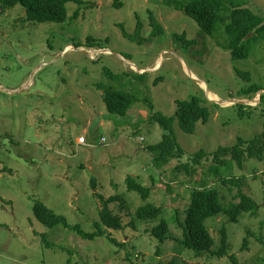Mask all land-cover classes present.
Listing matches in <instances>:
<instances>
[{"label": "rangeland", "instance_id": "374dc122", "mask_svg": "<svg viewBox=\"0 0 264 264\" xmlns=\"http://www.w3.org/2000/svg\"><path fill=\"white\" fill-rule=\"evenodd\" d=\"M83 1L93 7L69 2L62 23L28 22L20 6L0 15V264H233L230 255L239 264H264V160L248 159L243 168L221 165V178L205 159L191 176L175 172L201 149L214 152L264 131V91L240 96L249 84L237 73L250 72L253 83L264 86V42L253 47L248 58L233 59L224 30L207 35L182 11V0H121L122 7H116L115 0ZM225 1L244 3L264 17V0ZM152 16L164 33L154 34ZM139 21L141 38L125 36L122 28L135 35ZM176 34L195 43L185 45ZM90 36L104 44L76 48L77 43L87 45ZM104 49L110 52H101ZM106 69L129 75L109 81ZM137 69L148 73L140 76ZM101 82L139 100L125 116L112 114L97 86ZM207 88L209 98L222 105L205 103ZM193 96L211 109L209 122H199L195 133L187 134L176 118L173 129L185 154L181 161L173 159L156 169L146 148L162 141L163 129L152 122L146 98L154 111L172 117L177 100ZM231 101L247 103L238 107ZM80 137L86 143H78ZM128 177L151 190L147 201L129 192ZM206 177L209 186L219 190L224 207L238 202L240 190L258 206L255 214L242 213L237 223L224 213L206 221L216 242L213 250L221 248L225 229L227 255L198 257L175 238L161 243L152 237L150 231L160 219L136 221L135 212L143 205L164 206L174 236L181 237L175 227L177 213L189 208L192 191ZM225 179L236 184L226 185ZM96 192L121 198L111 209L124 228L83 239L72 227L80 225L87 233L98 230L101 205ZM39 201L66 217L70 228L39 222L34 213Z\"/></svg>", "mask_w": 264, "mask_h": 264}, {"label": "trees", "instance_id": "16d2710c", "mask_svg": "<svg viewBox=\"0 0 264 264\" xmlns=\"http://www.w3.org/2000/svg\"><path fill=\"white\" fill-rule=\"evenodd\" d=\"M75 2L80 7H93V4L84 2L83 0H0V15L5 14L7 10L22 7L26 13V20L35 24L42 23H62L67 19V4ZM184 6L182 11L192 19H194L201 29L210 36H216L224 30L225 39L228 41V47L231 50L233 59H246L252 54L253 47L264 42V17L255 13L246 5L235 1L225 0H190L181 1ZM116 7H122L121 0H115ZM79 9L75 18L80 15ZM152 26L154 34L164 33L163 26L152 16ZM125 36L130 38H141L142 23L139 21L135 35H129L123 29ZM177 35V34H176ZM183 44L192 45L194 40H188L183 34L176 36ZM87 45L77 43L76 48L89 47L96 48L99 43L104 44L103 41H97L96 38L90 36L87 38ZM99 49H102L99 47ZM128 59V58H127ZM238 75L246 80L249 87L240 93V96L255 95L264 91V86L253 83L252 74L239 70ZM105 75L109 81H119L122 77H127L129 74H114L108 69L105 70ZM146 74H140L145 76ZM157 81H161V78ZM99 90L103 92V101L107 110L119 116H125L132 106L139 100L138 97L132 93L124 91L123 88L116 89L113 85L98 83ZM207 100L205 103H210ZM145 103L148 104L152 111V122H157L163 129V139L155 145H150L146 148L153 156V166L161 170L167 166L173 159L181 161L185 151L178 143L177 136L173 129V121L177 118L183 132L193 134L196 131L197 124L202 122L207 124L211 118V109L205 105L203 100L197 96H193L188 100H177V112L175 116L169 117L161 112L154 111L155 107L152 101L146 98ZM261 103L264 104V93L261 95ZM238 107H243L242 104H236ZM253 107V106H250ZM260 107V106H255ZM203 159L212 161L211 169L219 176V166L229 165L235 163L237 167L243 168L248 159L264 160V131L251 140H246L239 137L236 143L231 147H219L214 152H207L204 149L193 154L187 163H180L175 169V172L185 171L189 176L196 173L197 168L203 164ZM233 166V164H232ZM221 178V177H220ZM200 186L194 189L191 193V203L189 208L183 213H177V220L175 227L181 231V237H175L172 232V225L168 223L164 217V206L158 207L154 204L148 203L138 208L135 212L136 221L153 222L160 219L158 225L151 229L152 237L159 240L161 243L168 242L170 239L179 243L180 246L189 249L195 253L196 256L202 257L204 255H212L223 257L227 255L230 247L229 239L225 229H222V246L219 250H213L215 246V239L210 230L206 226V221L211 217H220L225 214L229 222L237 223L239 216L242 213L257 212L258 206L256 202L241 190L236 196L238 202L230 205L228 208L224 207L220 201V194L217 188L209 186L208 177ZM224 184H236V180H222ZM94 190H96L95 180ZM92 182V184H93ZM129 192L138 193L142 200L147 201L150 197L151 190L139 183L133 177H128L126 180ZM169 189H171L169 187ZM100 201L101 210L100 222H95L97 231L94 233L85 232L80 225L72 227L83 239H95L99 236H105L107 229L120 230L124 226L120 216L113 213L111 205L121 200L119 196H112L105 198L99 193H95ZM236 202V201H235ZM34 213L39 222L47 227H55L63 225L65 228H70L66 217L58 215L52 209L47 207L43 202H37L34 206ZM165 218H163L162 217ZM134 225V223L132 224ZM1 227V226H0ZM45 239V238H44ZM112 243L117 246H125L119 243L116 239L109 238ZM247 244V239L244 240V246ZM47 246H50L47 243ZM233 264H239L235 255H230ZM129 259V256H128ZM167 264H178L175 260Z\"/></svg>", "mask_w": 264, "mask_h": 264}, {"label": "water", "instance_id": "95a60500", "mask_svg": "<svg viewBox=\"0 0 264 264\" xmlns=\"http://www.w3.org/2000/svg\"><path fill=\"white\" fill-rule=\"evenodd\" d=\"M79 50H81V48H79ZM86 54H88L89 52H86V51H84ZM101 52H104V53H109L110 51L108 50V49H104V50H101ZM130 64V63H129ZM131 65V64H130ZM137 72L138 73H140V74H145V73H148V71H146V72H142L141 71V69H137ZM197 82H200V81H198V80H196ZM208 88L206 89V91L208 92ZM22 91V90H21ZM19 92V91H18ZM261 92H263V91H261ZM261 95H262V93L260 94V100H261ZM207 98H208V100H210V101H212V102H215L216 104H220V105H222L219 101H216V100H211L208 96H207ZM251 101V100H250ZM232 102H236V104H242V105H245L247 102L246 101H242V102H240V101H232Z\"/></svg>", "mask_w": 264, "mask_h": 264}, {"label": "built area", "instance_id": "2783aa9c", "mask_svg": "<svg viewBox=\"0 0 264 264\" xmlns=\"http://www.w3.org/2000/svg\"><path fill=\"white\" fill-rule=\"evenodd\" d=\"M106 142H107V140H106L105 138H103L102 143L105 144ZM78 143H81V144L86 143L85 138H84V137H80V138L78 139Z\"/></svg>", "mask_w": 264, "mask_h": 264}, {"label": "bare ground", "instance_id": "6f19581e", "mask_svg": "<svg viewBox=\"0 0 264 264\" xmlns=\"http://www.w3.org/2000/svg\"><path fill=\"white\" fill-rule=\"evenodd\" d=\"M135 67V66H134ZM136 68V67H135ZM206 90V89H205ZM207 94H208V97H209V91L207 92ZM211 99V98H210ZM212 100H214V99H212ZM217 101V100H216ZM232 102V101H231ZM228 104V103H227Z\"/></svg>", "mask_w": 264, "mask_h": 264}, {"label": "crops", "instance_id": "0c3cea01", "mask_svg": "<svg viewBox=\"0 0 264 264\" xmlns=\"http://www.w3.org/2000/svg\"><path fill=\"white\" fill-rule=\"evenodd\" d=\"M145 170V169H144Z\"/></svg>", "mask_w": 264, "mask_h": 264}]
</instances>
